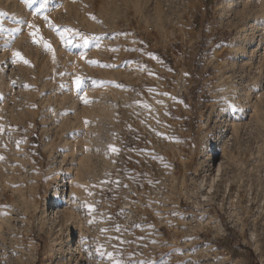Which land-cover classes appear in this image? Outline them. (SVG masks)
Masks as SVG:
<instances>
[{
	"label": "rangeland",
	"instance_id": "obj_1",
	"mask_svg": "<svg viewBox=\"0 0 264 264\" xmlns=\"http://www.w3.org/2000/svg\"><path fill=\"white\" fill-rule=\"evenodd\" d=\"M261 5L0 0V264H264Z\"/></svg>",
	"mask_w": 264,
	"mask_h": 264
},
{
	"label": "bare ground",
	"instance_id": "obj_2",
	"mask_svg": "<svg viewBox=\"0 0 264 264\" xmlns=\"http://www.w3.org/2000/svg\"><path fill=\"white\" fill-rule=\"evenodd\" d=\"M260 2H262V5L261 6H264V0H259ZM261 4V3H260ZM262 8V7H261ZM245 15V14H244ZM250 15V14H249ZM252 17V16H251ZM247 18V17H246ZM242 41H240V45L244 44L245 42H247V38L246 36L243 37L241 39ZM259 62V61H258ZM103 147V145H102ZM219 166V165H218ZM216 170V176H219L220 172H221V168L220 167H217ZM208 177V176H207ZM57 178V177H56ZM214 181V180H213ZM64 184V178L62 177H59L58 180H57V188L59 187H62ZM55 189V190H56ZM87 198V197H86ZM60 197L59 196H54L52 197L49 202L45 205V208L44 210L42 211V215H41V220L43 221V223H45L47 225L48 224H51L52 226H55L57 223H58V219H59V214H58V211H55L54 210V207L58 205V203L60 202ZM85 201H89L88 198L85 199ZM61 221V220H60ZM2 223V222H1ZM2 226V224H1ZM0 226V227H1ZM49 227V226H48ZM79 228V227H78ZM81 228V226H80ZM77 229V228H76ZM62 230V229H61ZM78 230H81V229H78ZM83 233V232H82ZM69 234V233H68ZM65 235V234H64ZM78 238L81 237V231H79V234H78ZM63 237V236H62ZM67 243L69 245V251H70V255L71 256H76V253L78 252V248H77V245H76V242L74 243L73 242V238H71L70 235L67 236ZM35 260V259H34Z\"/></svg>",
	"mask_w": 264,
	"mask_h": 264
},
{
	"label": "snow or ice",
	"instance_id": "obj_3",
	"mask_svg": "<svg viewBox=\"0 0 264 264\" xmlns=\"http://www.w3.org/2000/svg\"><path fill=\"white\" fill-rule=\"evenodd\" d=\"M34 2H35V0H24V3L26 5H28L29 7H31ZM40 2L43 5V4L47 3V0H40ZM45 19H47V17H45ZM92 19H96V17L93 16ZM28 27L29 28H33L35 26L32 25V24H28ZM13 31L19 32L20 29H14ZM70 31H73V30L67 29V28L65 29V32H70ZM76 34L77 35H81L79 32H77ZM30 35L34 36L35 34L34 33H30ZM61 39L64 40V36L63 35H61ZM82 39H83L84 46H87L89 44V38L87 36H83ZM95 39L99 40V37H96ZM33 43H36L35 39H33ZM68 43H71V41H68ZM6 46H10V45H8L7 42H6ZM96 46L99 47V44H97ZM44 47L46 49H50L51 46L49 44L45 43ZM12 56L14 58H18L19 60H22L25 65H30V62L27 59H25L19 51H13ZM15 62H16V59H13V63H15ZM90 63H95V62L94 61H90ZM13 83H15V81H13ZM74 83H75V87L79 90L80 87H81V84H82V78L79 77V76L75 77ZM85 103H87L86 99H85ZM229 107H230V109L233 112L237 110V107H236L235 104H231V105H229ZM85 123H87V121H85ZM109 148H110V150L112 152H116L117 151V149L115 147L111 146V145L109 146ZM0 159H3V157H0ZM81 187H83V186L81 185ZM90 194L91 193H89V195ZM84 206L87 207L89 209V211H92V206L91 205L85 204ZM89 223H92V221L90 220ZM153 243H155V241H153ZM97 251H100V249L98 248ZM101 254L103 255L104 253H101ZM107 255H108L109 258H111V256H112L111 253H108ZM115 264H119V261H116Z\"/></svg>",
	"mask_w": 264,
	"mask_h": 264
},
{
	"label": "built area",
	"instance_id": "obj_4",
	"mask_svg": "<svg viewBox=\"0 0 264 264\" xmlns=\"http://www.w3.org/2000/svg\"><path fill=\"white\" fill-rule=\"evenodd\" d=\"M97 204H98V207L104 216H108V215L112 214V212L114 210V206H113V203L106 196L99 197ZM125 211L128 213V215H125L126 216L125 222H126L127 227L130 228L132 225L131 213H129L131 211V207L130 206L127 207L125 209Z\"/></svg>",
	"mask_w": 264,
	"mask_h": 264
}]
</instances>
